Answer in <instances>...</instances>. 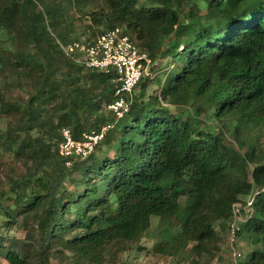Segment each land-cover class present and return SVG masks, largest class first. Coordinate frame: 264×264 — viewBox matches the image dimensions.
Listing matches in <instances>:
<instances>
[{
  "label": "trees",
  "instance_id": "obj_1",
  "mask_svg": "<svg viewBox=\"0 0 264 264\" xmlns=\"http://www.w3.org/2000/svg\"><path fill=\"white\" fill-rule=\"evenodd\" d=\"M62 1L99 33L122 28L152 67L168 62L160 82L140 80L117 122L105 109L111 75L60 48L78 42L70 24L60 27ZM14 73L22 103L0 85L6 264H117L151 218L154 255L208 263L232 206L249 196L252 213L236 237L253 247L238 264H264V0H0V74ZM107 124L94 151L66 167L61 130L78 140Z\"/></svg>",
  "mask_w": 264,
  "mask_h": 264
},
{
  "label": "built area",
  "instance_id": "obj_2",
  "mask_svg": "<svg viewBox=\"0 0 264 264\" xmlns=\"http://www.w3.org/2000/svg\"><path fill=\"white\" fill-rule=\"evenodd\" d=\"M60 48L66 56H71L70 59L75 63L87 69L111 75V83L115 88L105 109L115 122L122 119L128 112L130 97L140 80L143 78L150 80L148 76H150L151 63L148 56L139 51L135 43L120 27L103 31L90 42L75 41L67 45L60 44ZM111 126L107 124L99 131L85 133L78 140L73 138L68 129L63 128L60 132L61 140L56 147L57 155L65 161L66 167H70L73 159H83L90 155ZM252 201L253 196H249L245 200L244 207L240 203L232 206V219L228 223L227 231L229 249L234 258L240 256L234 249L238 230L235 219L241 211H247L251 216Z\"/></svg>",
  "mask_w": 264,
  "mask_h": 264
},
{
  "label": "rangeland",
  "instance_id": "obj_3",
  "mask_svg": "<svg viewBox=\"0 0 264 264\" xmlns=\"http://www.w3.org/2000/svg\"><path fill=\"white\" fill-rule=\"evenodd\" d=\"M61 5V2L59 3ZM62 7H63V18H62V24L60 27L70 24L71 25V31L70 35L73 39L78 40L79 43H87L90 42L92 39H94L99 32L100 29H97L95 27H92L90 24V21L87 17H82L79 12L76 11V8L73 6H70L69 4L62 1ZM81 16V17H80ZM51 34H55L51 30ZM73 55V54H72ZM77 55V53H75ZM66 56V55H65ZM70 58L71 56H66ZM72 58V57H71ZM75 58V57H74ZM168 62L165 59H162L157 62L156 65H153L149 68L150 73V80H154L155 83L160 82L159 79L162 78V70H165L167 68ZM20 74L18 73V76L16 73L13 75L7 74L2 75L0 74V85L2 84V88L4 87L5 91V98L8 101L16 102V103H22L24 101V93L20 92L17 88L18 82L21 80ZM4 81L5 86H4ZM159 87H149V92L153 95L159 94ZM108 116V115H107ZM88 120H93V117H86ZM3 124L0 123V127H2ZM2 134L0 135V142L3 140ZM260 142L264 144V135H260ZM1 152V149H0ZM8 163H11L10 160H8V156L3 160L2 164L6 165ZM16 171L20 169V165H13ZM9 171H4V173L7 175ZM1 187H3V184H0ZM250 217L249 212L247 211H241L240 215H238L235 219L236 225L239 228L240 225L245 223ZM151 228L149 230V233L147 236L142 238L138 243H130L125 246L124 252L120 253L118 255V262L117 264H172L169 263V259H165L159 256H156L152 253V248L154 245H156L159 242V238L157 237V219L151 218ZM10 235L13 237L15 242H20L23 239L24 233L22 230H20L19 225H14L13 228L10 230ZM220 251L217 253V256L206 263L205 261H201L200 264H238L240 261H243L247 258V254L250 253L253 246L248 245L242 237H236V241L234 244V249L237 253L240 254L239 257L234 258L231 255V251L229 249V235L228 231L226 234L221 236V242L219 243ZM0 264H6L1 258H0Z\"/></svg>",
  "mask_w": 264,
  "mask_h": 264
}]
</instances>
